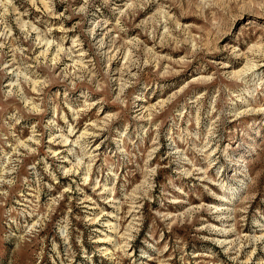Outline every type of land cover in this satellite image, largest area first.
I'll return each mask as SVG.
<instances>
[{"label": "rangeland", "instance_id": "374dc122", "mask_svg": "<svg viewBox=\"0 0 264 264\" xmlns=\"http://www.w3.org/2000/svg\"><path fill=\"white\" fill-rule=\"evenodd\" d=\"M0 264H264V0H0Z\"/></svg>", "mask_w": 264, "mask_h": 264}]
</instances>
